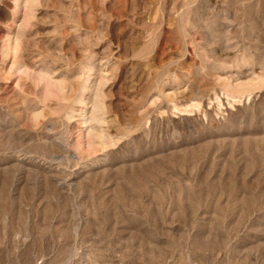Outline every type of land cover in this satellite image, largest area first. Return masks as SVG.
<instances>
[{
  "label": "rangeland",
  "instance_id": "rangeland-1",
  "mask_svg": "<svg viewBox=\"0 0 264 264\" xmlns=\"http://www.w3.org/2000/svg\"><path fill=\"white\" fill-rule=\"evenodd\" d=\"M0 264H264V0H0Z\"/></svg>",
  "mask_w": 264,
  "mask_h": 264
}]
</instances>
